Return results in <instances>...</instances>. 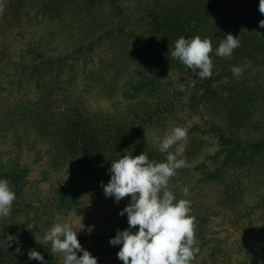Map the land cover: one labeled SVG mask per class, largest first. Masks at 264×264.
Instances as JSON below:
<instances>
[{"label": "trees", "instance_id": "1", "mask_svg": "<svg viewBox=\"0 0 264 264\" xmlns=\"http://www.w3.org/2000/svg\"><path fill=\"white\" fill-rule=\"evenodd\" d=\"M68 1L6 0V7L0 17L3 18L6 25H11L14 28L23 25L21 23L27 25L29 20L31 22V19H37L40 16L46 17L50 21L56 18L62 19L61 11L68 5ZM85 1L89 5H93L100 0ZM257 1L260 2V0H178L176 4L168 5V7L157 3L154 7H150L147 5L150 2L145 1V4H137V10L134 6H128L124 11L121 0H113L111 3L114 15L122 17L119 19L121 22L115 28V34L120 37L117 43H124V45L112 48L114 50V53H111L112 59L114 58L116 62L121 61L119 67H129L138 52H135V49L128 44V39L138 45L146 46L148 51H152L151 55L139 56V61H136V66L132 68L130 74V87L128 91L124 92L125 97L132 98L141 91L155 93L158 88L163 89L161 81L163 71L186 68L181 62L171 57L175 42L182 35L185 38L197 35L201 38H209L213 44L211 55L216 56V45L221 42L216 41L218 35L222 34L225 37L229 33L233 35L236 33L234 29H236L238 35L235 37L239 38L241 46L234 50L228 65H223L221 71L217 73L213 71L211 78L202 79L200 83L196 84L195 90L185 101H182L179 93L174 94L173 91L171 93L167 91L164 99L160 98L155 104L135 101L136 103L125 109L121 115L104 116L90 112L84 104L78 106V101L71 102L67 98H63V100L51 99L52 92L50 90L45 91L37 101L10 107V121L6 124L14 131L28 127L41 136H46L53 144L54 160L57 163L74 162L88 173L108 183L111 178L112 161L122 158L125 154L136 156L144 152L150 160L164 162L165 154L149 144L144 137V131L154 125L158 127L162 123L164 125L166 119L174 117L179 112L191 116L198 111L200 103L204 101L207 106L215 110V113L218 115L222 113L226 127L223 128L217 124L210 126V131L217 137L218 144L213 159H218L219 164L213 169L203 168L204 177L202 179L213 181L218 178L222 186L218 199L220 204L236 207L237 204L242 203L245 196L241 175L247 172H258L257 174H260L259 171L264 172V126L259 127V131H261L258 136L244 139L240 134L244 128L252 127L251 130L256 128L258 121L253 122V116L259 110L260 102L263 101V92L256 83L250 86L245 81L237 82L230 70L232 66H239L244 60L264 63V27H261L259 23L264 20V14L259 11ZM232 4H235L234 21L227 24V27L217 24V16L226 12ZM83 7L85 6L83 5ZM83 7L79 6L76 17H83L82 14L85 13L86 18L95 23L92 15L88 11L82 10ZM30 10L34 12L32 17H23L21 13H29ZM235 21L246 22L248 24L246 26L249 28H238ZM88 26L93 27L89 23ZM138 29L143 30L139 31ZM111 33V30L105 31L103 38L110 37ZM145 34H150V38H146ZM99 41L101 42V39ZM127 45L129 46L127 47ZM3 54H5L4 49L0 50V62L3 61L2 64L0 63V77L4 73L5 66L8 65ZM114 54L122 57L117 58ZM67 57L50 58L47 53L33 44L26 43L19 52V59L16 60L17 72L21 75L27 71L26 73L36 78V81L46 75H61L67 71V66L73 64V62L67 64ZM135 75L138 76V79H132ZM225 77L228 78V83L223 82ZM96 78L99 81L105 79L103 76ZM213 82L214 84H212ZM151 85L155 86L151 87ZM36 86L38 87L39 84ZM102 87L107 89V93H111L114 89V85L111 83L102 85ZM197 88L201 90L198 95L196 94ZM225 92L228 93L226 98L222 95ZM192 146L186 149L185 157L194 156L197 153L196 147ZM1 167L0 179L9 181L17 199L14 201L9 215L10 222L7 221V217L0 218V232L6 229L9 233L7 240L0 241V264H45V261L46 264H63L61 256L51 253L50 243H37L35 237H42L53 226L56 215L78 207L81 204L79 197L69 193L65 187L58 186L53 190L51 196L45 198V201L38 199V205L34 206L32 202H27L20 206L19 198L22 195L28 168L22 167L16 161L12 164L2 163L0 169ZM253 168L259 170L256 172L252 170ZM231 169L236 174L233 173L234 178L225 182L224 177ZM130 202L131 198L124 202L122 210ZM260 203L264 208V197L260 199ZM254 209L255 207H252L251 211ZM116 210L117 212L121 211ZM17 211L19 213L21 211V215L25 216V223L14 222V213ZM244 211L234 223L237 224L238 220H242L243 217L249 222L250 213L246 214L247 212ZM19 213H17L18 216ZM195 218L198 246L199 249H203L209 244V239L205 235L207 219L203 215H198ZM136 228L138 229V226ZM124 229V225H120L114 231L103 229V232L95 234L91 228L83 230V234L77 238L85 250L100 259V250L105 247L109 248L111 245L109 241L117 234L118 230ZM2 235L3 233H0V239L3 237ZM9 237L13 239L9 240ZM252 243L255 249L249 247V250L246 251L249 260L242 264H264V239L260 244L257 239H254ZM117 246L119 249L122 247V245ZM216 247L211 248L210 254L208 253V264H230L227 258L225 261L219 260L216 251H220L221 248ZM33 249L41 253L44 261L29 259L28 252ZM82 254V252L77 253V255ZM115 259L114 264H123L118 255Z\"/></svg>", "mask_w": 264, "mask_h": 264}, {"label": "rangeland", "instance_id": "2", "mask_svg": "<svg viewBox=\"0 0 264 264\" xmlns=\"http://www.w3.org/2000/svg\"><path fill=\"white\" fill-rule=\"evenodd\" d=\"M145 1L150 2L147 4L150 7H154L156 3L168 7V5L176 4L178 0H121V4L124 11L128 6H134L137 10V4H145ZM111 2L113 0H100L89 5L85 0H69L68 5L61 11L62 19L56 18L50 21L40 16L37 19H31V22L29 20L27 25L21 23L23 25L15 28L6 25L0 17V50H5L4 60L8 64L0 77V164H12L16 161L22 167L28 168L22 195L19 198L20 206L27 202H32L34 206L38 205V199L45 201V198L51 196L58 186H63L69 193L76 194L81 204L75 209L56 215L54 224L70 222L77 231V236L82 235L83 230L91 228L95 234L103 232V229L114 231L120 225H124L125 229L129 228L127 213L121 216L120 211L117 212L116 209L122 210L124 202L129 201L130 197L122 198L119 202H116L114 197H106L102 187V184H107L105 180L88 173L74 162L57 163L54 160L53 144L46 136L43 137L28 127L16 131L8 127L6 123L10 121V107L37 101L45 91L51 90V99L67 98L71 102L78 101V106L84 104L90 112L115 116L121 115L125 109L134 105L135 101L155 104L160 98L164 99L167 91L179 93L182 101H185L195 90V85L202 80L187 67L184 70L170 69L163 71L161 77L163 89L158 88L155 93L141 91L132 98L125 97L124 92L130 87V74L132 68L136 66V61H139V56L151 55L152 51L128 39V44L135 49V52H138L129 67H119L121 61L116 62L114 58L112 59L111 53H114L112 48L122 46L124 43H117L120 37L115 34V28L122 17L114 15ZM256 3L259 5V1ZM79 6L92 15L95 23L86 18L85 13L82 14L83 17H76ZM73 9L75 10L72 12ZM234 9L235 4H232L226 12L220 13L217 16V24L227 27V24L233 22ZM33 13V10H30L29 13L21 14L23 17H32ZM133 17L135 18L134 15ZM88 23L93 27H89ZM235 25L242 29L249 28L246 22L235 21ZM107 30L112 31L111 36L103 38ZM234 30L236 33L233 35L237 36L238 31ZM145 36L150 38V34ZM217 38L216 41H222L226 37L219 34ZM26 43L33 44L47 53L50 58L68 56L67 64L72 62L73 64L67 66V71L61 75H46L38 81L26 73V67V72L19 75L16 60L19 59V52ZM218 46L216 45V48ZM114 56L122 57L118 54ZM232 56L233 54L230 57L211 55L214 73L221 71L223 65H228ZM0 63L2 64L3 61ZM244 65L248 67L245 68L241 77H236V81H245L250 86L256 83L263 92V101L260 102L259 110L253 116V122L258 121L256 128L252 130V127L244 128L240 132L242 138L249 139L252 136H258L261 131L259 127L264 126V63L244 60L239 66ZM98 76L99 78L103 76L105 79L99 81L96 78ZM134 78L138 79V76L135 75L132 79ZM108 83L114 85L111 93H107V89L102 87ZM36 84L39 86L37 87ZM200 93L201 90L197 88L196 94ZM198 108V111L191 116L179 112L174 117L166 119L164 125L162 123L159 127L156 125L149 127L144 131V137L158 150L157 145L163 137L170 133L173 127L181 126L188 130L189 139L186 149L192 145L196 147L197 153L186 157L188 166L178 169L169 183L177 200L184 198L192 202L191 215L195 217L203 215L207 219L205 235L209 239V244L208 247L200 249L192 264H208V253L210 254L211 248H217L216 246L221 248L220 251H216L219 260L225 261L227 258L230 264H242L249 260L246 251L249 247L254 248L253 240L257 239L260 244L264 239V208L260 203V199L264 197V172L259 171L260 174H257L259 169L253 168L252 170L257 173L242 174L241 184L245 187L242 203L237 204L236 207L221 205L218 200L222 187L219 179L203 180L202 170L203 168L213 169L219 164L218 159H213L218 144L217 137L210 131V126L217 124L225 128L226 123L222 113L218 115L204 101ZM170 151L174 152L175 146ZM164 156L166 160V154ZM233 173L236 174L232 169L226 173L225 182L234 178ZM184 187L189 188V195L186 197L182 192ZM252 207H255L253 211H251ZM243 211L247 212L246 214L250 213L249 222L243 217L237 224L234 223ZM17 213L19 212L14 213V222L25 223L22 212L20 211L19 216ZM7 221L10 222L9 216ZM130 230L138 231L137 228ZM7 232L6 229L0 232L3 233L0 241L7 240L9 236ZM119 250L117 245L102 248L101 257L97 259L98 264H114Z\"/></svg>", "mask_w": 264, "mask_h": 264}, {"label": "clouds", "instance_id": "3", "mask_svg": "<svg viewBox=\"0 0 264 264\" xmlns=\"http://www.w3.org/2000/svg\"><path fill=\"white\" fill-rule=\"evenodd\" d=\"M6 0H0V15H3ZM259 11L264 14V0L259 2ZM260 26L264 27V20ZM241 46L238 37L227 34L215 49L219 57H230ZM213 44L209 38L180 36L171 51V57L196 73L199 78L207 79L213 75ZM244 66H232L233 76L243 75ZM224 83H228L225 77ZM226 98L228 93H222ZM188 130L181 126L173 127L157 145L158 150L166 154L164 162L150 160L142 152L133 156L125 154L112 161L111 178L102 184L106 197H114L116 202L130 197L131 202L120 211L127 213L129 228L118 230L109 241L111 245H122L118 258L123 264H192L200 249L196 237L197 221L191 215L192 202L189 199L177 200L170 189V180L177 170L187 167L184 156L188 143ZM175 146V151L170 149ZM183 195H189V188L182 189ZM16 193L7 179H0V218L11 214L16 201ZM138 231H131L136 228ZM12 237H9L11 240ZM37 243H50L51 253L63 258V264H98L97 258L85 250L77 238V231L70 222H58L45 234L35 237ZM82 252V255H77ZM29 259L44 261L36 250H29ZM46 264V261H45Z\"/></svg>", "mask_w": 264, "mask_h": 264}]
</instances>
